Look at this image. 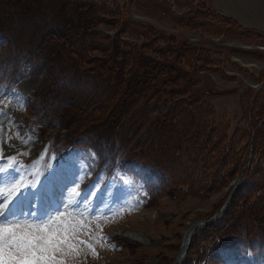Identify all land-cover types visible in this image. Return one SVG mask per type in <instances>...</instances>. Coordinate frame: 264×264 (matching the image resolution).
Wrapping results in <instances>:
<instances>
[{"label": "trees", "instance_id": "1", "mask_svg": "<svg viewBox=\"0 0 264 264\" xmlns=\"http://www.w3.org/2000/svg\"><path fill=\"white\" fill-rule=\"evenodd\" d=\"M64 3L46 2L40 9L34 0H0V39L8 48L0 62L1 86L16 82L23 63L36 52L50 55L28 98L27 121L46 136L57 129L56 140L64 145L103 141L109 146L116 137L124 143L127 120L138 103L154 102L157 115L142 137L127 140L130 157L155 173L153 196L164 191L175 197L182 191L209 196L243 174L225 211L199 228L202 233L194 235L180 264H217L225 243L237 251L248 244L264 255V114L252 131L243 130L252 151L248 145L239 148L214 104L194 95L199 61L222 70L208 48L132 18L107 0ZM176 3L188 10L177 12L170 0H137L143 11L182 27L264 42V32L203 8L197 0ZM127 33L132 39L122 37ZM204 239L212 241L211 251Z\"/></svg>", "mask_w": 264, "mask_h": 264}, {"label": "rangeland", "instance_id": "2", "mask_svg": "<svg viewBox=\"0 0 264 264\" xmlns=\"http://www.w3.org/2000/svg\"><path fill=\"white\" fill-rule=\"evenodd\" d=\"M34 1L40 9L45 7L46 2L56 1L62 6L66 4L64 0ZM107 1L111 6L119 5L123 12L132 18L147 21L167 34L176 35L180 40L208 48L211 58L221 60L218 65L222 67V70L217 69L216 65H208V67L206 66L207 62L199 61L198 70L193 73V76L200 80L194 95L213 103L217 114L228 122L229 137L235 138V141L239 142V148L248 145L252 151V141L245 137L246 133L243 130L252 131V125L259 122L264 114V106L259 108V101L264 95V42L228 38L220 34L182 27L168 19L143 11L137 5V0ZM170 1L177 12L188 10V8L180 9L176 0ZM197 1L202 4L203 8L221 12L237 20V23L243 26L264 32V0ZM102 28L106 32L114 33L113 27L109 25H103ZM129 35L128 33L127 35L123 34L122 37L132 39ZM7 50L6 44L0 39V62ZM49 61L48 52H36L30 61L23 63L22 75H17L14 87L10 88V91L0 92V101H2L0 103V140L6 141L3 143V149L9 152L6 154L4 151V156L18 155L26 151L29 155L19 156V159L29 167L33 163H37L39 173H41L39 166L46 156L48 143H45L46 136L38 131V128L33 126L31 122L28 124L26 121L28 115L26 102L31 91L41 80ZM201 65L205 67H201ZM258 82L260 86L256 89L255 86ZM17 88L21 93H24L22 99L19 100L16 99L15 91ZM255 100H258L256 104L254 103ZM154 105V102L138 103L125 126L124 147L120 149L118 144H111L108 149H104L109 152L114 149L109 156L110 167L105 174L107 180L101 179L99 184H95V182L91 184H95L99 191L89 199L86 207L82 205L77 209L75 205L69 206L67 203L71 192L76 190V185L72 183L77 178L78 169L76 167H66L57 171L54 162L49 179L42 180L46 176L45 173L39 175V183L32 190L38 193L36 195L38 199L40 196L43 198V204L47 209L45 215H56L59 212L72 213L77 219L88 225L91 234L96 233L97 223L102 225L103 232L101 235L107 237L106 240H101L100 244L95 245L98 256H92L86 247L81 246L80 255L67 257L66 264H173L180 252L183 237L189 225L198 219L211 218L215 214L221 215L219 209L233 189L234 179L238 176L229 185H224L209 196H202L192 191L188 193L182 191L178 192V197H175L172 193L164 191L161 195L150 198L142 179L133 176L128 171L125 172L123 169V166L127 164V166L138 170L139 163L136 159L131 162L130 157L126 155L128 151L127 140L133 141L142 137L143 131L157 115ZM49 135L57 137V132L53 129ZM50 141L53 150L63 149L64 144L57 142L55 138H51ZM114 142L118 143L117 137ZM98 145L101 146L102 143H98ZM75 151L77 152L69 158L64 156V164L74 162L82 170L92 158L98 160V170H101L108 161L101 162L93 149L87 147L75 149ZM60 154H64V152L60 151ZM100 158H102L101 154ZM119 162L122 163L121 168L117 167ZM178 163L182 168L185 167L183 163ZM142 169L140 171L148 177L155 174L152 169H147L146 166H142ZM2 175L6 176L7 174ZM111 176L112 187H102L103 184L109 183L108 178ZM83 177V182H79V191L84 187L91 186L90 184L87 185L90 181L84 182L85 176L83 175ZM26 178L31 181L33 177L29 174ZM116 179L124 183L115 185ZM127 181L134 188V194L122 197L119 189L123 188L122 190L127 192ZM41 185L44 187L42 188ZM51 195L58 198L55 206L51 205L53 204ZM106 195L107 199H105ZM118 196L123 199L118 201ZM92 199L97 200L94 210L98 211V214L89 209ZM118 210L123 211L121 215L117 216L115 214ZM95 217H100V219L97 221ZM27 218L31 219L32 217ZM199 228L194 232L197 237L202 233ZM129 233L134 234L136 238L129 237ZM114 236L119 239L118 242L122 248L116 245ZM79 238L88 241L90 237L81 232ZM108 241L114 243V246ZM92 242H95L94 238ZM202 244L211 251L212 241L204 239ZM222 252L227 257L233 258L235 256L234 252Z\"/></svg>", "mask_w": 264, "mask_h": 264}, {"label": "snow or ice", "instance_id": "3", "mask_svg": "<svg viewBox=\"0 0 264 264\" xmlns=\"http://www.w3.org/2000/svg\"><path fill=\"white\" fill-rule=\"evenodd\" d=\"M5 142L0 140V264H66L67 257L80 255L81 246L92 256H98L95 245L107 239L101 235L103 226L99 223L96 233L91 234L88 225L72 213L59 212L41 217L20 209L22 202L28 201L31 205L33 201L29 198L38 195L32 189L39 183L42 173H39L37 163L29 167L19 159V156L29 155L26 151L5 157ZM5 173L7 175L3 176ZM29 174L33 177L31 181L26 178ZM83 178L77 173L76 180L72 181L76 190L67 201L69 206L75 205L77 209L82 205L86 207L89 199L99 191L94 184L81 193L77 181L82 183ZM122 211L118 210L115 215H121ZM28 216L32 218L28 219ZM95 219L98 221L100 217ZM81 232L89 235L88 241L79 238Z\"/></svg>", "mask_w": 264, "mask_h": 264}, {"label": "bare ground", "instance_id": "4", "mask_svg": "<svg viewBox=\"0 0 264 264\" xmlns=\"http://www.w3.org/2000/svg\"><path fill=\"white\" fill-rule=\"evenodd\" d=\"M16 95H17V100L19 99H22V97L24 96L23 94L24 93H21L20 90L17 88L16 89ZM5 153L6 154H9V152L4 149ZM196 221L193 223V224H190L188 229L186 230L185 234H184V237H183V241H182V245H181V249H180V255L181 257H183L185 255V250L187 249V245L189 244V241L191 239V237L193 236L194 232L196 231V229L199 227V226H196ZM129 237L131 238H136L134 234H130L129 233Z\"/></svg>", "mask_w": 264, "mask_h": 264}, {"label": "water", "instance_id": "5", "mask_svg": "<svg viewBox=\"0 0 264 264\" xmlns=\"http://www.w3.org/2000/svg\"><path fill=\"white\" fill-rule=\"evenodd\" d=\"M238 183H239V181H238ZM237 183V184H238ZM235 187H237V185L235 186ZM234 191V190H233ZM233 191H232V193H233ZM231 193V194H232ZM231 194H230V196H229V198L226 200V202H225V204L223 205V208H225L226 206H227V204H228V202H229V200H230V198H231ZM206 223V221H202V220H200L199 222H197V224H196V226L197 225H203V224H205ZM187 252V249L185 250V253ZM178 260H179V258H177L176 260H175V262H174V264H176L177 262H178Z\"/></svg>", "mask_w": 264, "mask_h": 264}]
</instances>
